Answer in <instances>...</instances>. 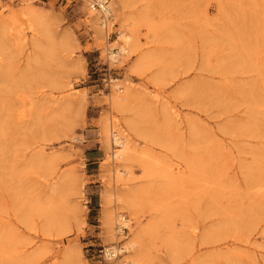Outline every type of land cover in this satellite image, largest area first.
Returning a JSON list of instances; mask_svg holds the SVG:
<instances>
[{
	"label": "rangeland",
	"instance_id": "obj_1",
	"mask_svg": "<svg viewBox=\"0 0 264 264\" xmlns=\"http://www.w3.org/2000/svg\"><path fill=\"white\" fill-rule=\"evenodd\" d=\"M111 8L0 0V264H264V0Z\"/></svg>",
	"mask_w": 264,
	"mask_h": 264
},
{
	"label": "bare ground",
	"instance_id": "obj_2",
	"mask_svg": "<svg viewBox=\"0 0 264 264\" xmlns=\"http://www.w3.org/2000/svg\"><path fill=\"white\" fill-rule=\"evenodd\" d=\"M86 2H87V4H88V1H91V0H85ZM88 10L90 11V14L91 15H96L97 14V16H98V19L100 18V20H101V24H103V25H105L106 26V28L108 27L107 25H108V22L110 21V19H111V17H112V15H113V13H112V8H111V0L109 1V4H108V6H107V12H106V15L109 13V14H111V17L108 19L109 21H103V19L100 17V15L97 13V12H95L94 10H92L91 8H89L88 7ZM125 23V22H124ZM104 26V27H105ZM121 36H123L124 38H128V35L126 34V33H122L121 34ZM129 41V40H128ZM127 50V48L126 47H121L117 52H114L112 49L110 50V52H111V57H113L114 59H117V56L119 55V54H121V53H123V52H125ZM113 98V102L114 103H119L121 100H123L124 99V96L123 95H119V94H117V95H115L114 97H112ZM114 141L115 142H117V145H122L124 148H122L121 150H120V152L118 153V157L119 158H122L123 157V155H125L126 154V150L128 149V147H127V145L126 146H124L123 145V140L122 141H119V136L117 135V134H114ZM120 138H122V137H120ZM118 158V159H119ZM120 170V169H119ZM121 174H125L126 173V170L125 169H122L121 170V172H120ZM120 199V201L121 202H127V203H129V204H132V197L131 196H122V197H119ZM134 201V200H133ZM124 204V203H123ZM128 205V204H127ZM121 207V206H120ZM122 208V207H121ZM118 209V208H117ZM117 209H114V211L113 212H111L110 213V218H109V222H110V226L112 225V218H113V215L117 212V214L119 213L118 211H117ZM116 214V215H117ZM121 218H122V216L123 215H119ZM116 221H115V223L117 222H119V220L118 219H115ZM116 223V224H117ZM121 223L122 224H124V225H126L127 227H129V219H127V220H125V219H122V221H121ZM133 239V238H132ZM127 247H135L136 246V244H135V242L134 241H129V242H127V245H126ZM114 251H116V250H118L117 248H115V246H114ZM125 250H126V248H125ZM122 252H124V250H122ZM117 253H119L118 251H117ZM121 253V252H120ZM119 253V254H120ZM132 261H134V258H132ZM128 264H132L131 262H129Z\"/></svg>",
	"mask_w": 264,
	"mask_h": 264
},
{
	"label": "built area",
	"instance_id": "obj_3",
	"mask_svg": "<svg viewBox=\"0 0 264 264\" xmlns=\"http://www.w3.org/2000/svg\"><path fill=\"white\" fill-rule=\"evenodd\" d=\"M110 0H91L88 1L87 6L97 12L100 17L103 19V21H109L108 19L111 17V14H107V6L109 4ZM106 11V12H105ZM122 219L127 220V217L125 215L122 216V218H118L119 222L116 225V231L118 235H124L126 231L128 230V227L121 223ZM117 248V247H115ZM119 250V248H117ZM114 247H105L103 252L105 255V258L111 259L113 257H116L118 255L117 250L114 251ZM123 250V249H122Z\"/></svg>",
	"mask_w": 264,
	"mask_h": 264
}]
</instances>
